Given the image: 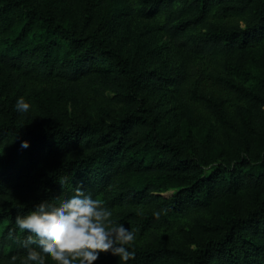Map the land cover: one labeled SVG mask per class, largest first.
Masks as SVG:
<instances>
[{
    "label": "trees",
    "instance_id": "1",
    "mask_svg": "<svg viewBox=\"0 0 264 264\" xmlns=\"http://www.w3.org/2000/svg\"><path fill=\"white\" fill-rule=\"evenodd\" d=\"M137 17L169 42L161 70L123 53ZM158 93L184 123L161 124ZM233 122L264 140V0H0V264L23 256L15 217L77 186L138 229L134 259L93 264H264V154Z\"/></svg>",
    "mask_w": 264,
    "mask_h": 264
},
{
    "label": "clouds",
    "instance_id": "2",
    "mask_svg": "<svg viewBox=\"0 0 264 264\" xmlns=\"http://www.w3.org/2000/svg\"><path fill=\"white\" fill-rule=\"evenodd\" d=\"M14 106L27 113L31 102L20 96ZM21 147H29L28 141H22ZM14 224L10 235L20 242L23 256H11L9 264H93L102 252L128 262L136 255L138 229L121 223L104 200L82 186L55 204L41 203L17 215Z\"/></svg>",
    "mask_w": 264,
    "mask_h": 264
},
{
    "label": "rangeland",
    "instance_id": "3",
    "mask_svg": "<svg viewBox=\"0 0 264 264\" xmlns=\"http://www.w3.org/2000/svg\"><path fill=\"white\" fill-rule=\"evenodd\" d=\"M74 1V0H70ZM132 24L135 26V37L136 41L134 44H131L130 42L124 41L122 43V49L124 55L130 54L136 50L139 55L146 56L148 58L154 56L153 62L157 65V69H160L161 65H166L167 58L163 57L162 54L165 53L163 48H168L169 42L167 38L164 35H159L155 30H153V27H155L156 19L154 18H146V17H137L136 19L132 20ZM167 50V49H165ZM155 51V54L152 53ZM170 60L168 61V63ZM150 67L154 65H149ZM246 67L251 68L253 73L257 74L259 69V65L255 67V61L249 59V62L246 64ZM164 69V68H163ZM215 93V91H214ZM215 95V94H214ZM146 100L153 105V109L159 113L161 117V124L166 125L167 127L172 126L173 121L176 123H184L182 120L178 119V116H176V111L173 110V107L175 106V103L172 99L168 98L164 93H158V94H151L147 95ZM226 111L228 113H232L233 109L230 108L228 105L226 106ZM191 120H195L196 123L190 124L191 126H195L192 129L193 133V139H194V145L196 147L197 143H201L203 137L206 135L205 127H199L201 125L200 122V116L197 115V112L194 114V117L191 118ZM190 120V121H191ZM227 120H230L227 117ZM177 124V123H176ZM231 124V123H230ZM233 128L232 135L234 136V142L239 143H247L251 145V153H254L255 151L260 152L262 151V155L264 154V140L262 135H259V130H256L253 135L248 136L247 138H244L242 136V128H239V125L237 123L233 122ZM183 127V126H182ZM255 125H251L250 128H254ZM238 133H237V132ZM239 147V145L237 146ZM230 148V145H221L218 149L213 150L211 153H209L207 156H204L206 160L209 161V159H218L222 160L224 157V153L227 151V149ZM174 193V190H169L166 192L161 193V196L164 198H169L170 195ZM260 194H264V189H260ZM164 243H168L166 239H163Z\"/></svg>",
    "mask_w": 264,
    "mask_h": 264
}]
</instances>
